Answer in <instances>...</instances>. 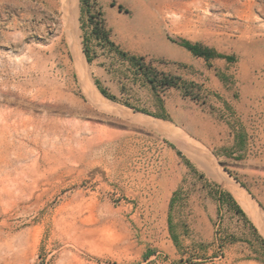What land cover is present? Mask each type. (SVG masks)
Segmentation results:
<instances>
[{
	"label": "rangeland",
	"instance_id": "1",
	"mask_svg": "<svg viewBox=\"0 0 264 264\" xmlns=\"http://www.w3.org/2000/svg\"><path fill=\"white\" fill-rule=\"evenodd\" d=\"M71 4L0 0V264H264V228L219 189L217 175L222 111L264 100V0ZM90 17L119 50L186 90L156 96L94 38ZM182 41L214 58L193 56ZM164 43L190 60L159 56ZM193 197L231 206L243 227L228 225L236 235L222 238L215 223L211 241L180 242L171 224L187 234L177 207Z\"/></svg>",
	"mask_w": 264,
	"mask_h": 264
},
{
	"label": "crops",
	"instance_id": "2",
	"mask_svg": "<svg viewBox=\"0 0 264 264\" xmlns=\"http://www.w3.org/2000/svg\"><path fill=\"white\" fill-rule=\"evenodd\" d=\"M178 51L175 56L176 50L164 43V50L157 52L159 56L170 60H190L189 52L183 49ZM231 105L230 111H222L221 127L217 128V147L221 149L217 156V162L221 164L217 170L218 179L222 182L219 189L230 194L243 211L245 207L255 212L259 224L264 228V210L262 214L254 210L257 206L255 200L264 207V100H240L237 106L234 103ZM242 196L246 206L240 201ZM177 209L178 213H185L186 219L184 230L187 234L183 236H178L175 232L178 229L173 226V222L171 224L172 234L175 238L179 237L180 242L182 239L184 243L211 241L212 224L215 223V227H220L222 238L236 235L235 232L243 227L242 218L231 206H220L207 198L193 197L187 206H178ZM228 225L236 226L235 232L228 229ZM254 239L248 237V250L255 249Z\"/></svg>",
	"mask_w": 264,
	"mask_h": 264
},
{
	"label": "trees",
	"instance_id": "3",
	"mask_svg": "<svg viewBox=\"0 0 264 264\" xmlns=\"http://www.w3.org/2000/svg\"><path fill=\"white\" fill-rule=\"evenodd\" d=\"M85 5H88V0H83ZM119 10L122 8L119 6ZM93 18L90 17L89 23L93 25L92 28V35L96 40H101L105 45L109 47L110 50L115 51L121 58L128 60L132 66H134L137 70V74L142 76L145 79V82L148 83L153 93L157 96L158 89H169V88H175V89H182L186 90L185 87L179 82V79L176 77H170L166 76L164 74H159L152 70L149 67H144L141 65L138 60L135 57H130L126 53L119 50L115 44L110 40L109 38V31L105 29L104 23L102 21H96L93 23ZM180 46L188 50L193 56L198 58H203L206 62L210 61L212 58H214V53L208 49V48H201L197 44H192L187 41H182L179 43ZM84 52L87 58L88 62H91L92 57L89 54V50L87 48L86 42L84 44ZM218 58H222V56H215ZM228 62L232 61V57H226L225 58ZM100 92L105 97L114 100V97L109 96L105 90L100 89ZM237 213H242L237 207H236Z\"/></svg>",
	"mask_w": 264,
	"mask_h": 264
},
{
	"label": "bare ground",
	"instance_id": "4",
	"mask_svg": "<svg viewBox=\"0 0 264 264\" xmlns=\"http://www.w3.org/2000/svg\"><path fill=\"white\" fill-rule=\"evenodd\" d=\"M75 0H72V4L71 5H75ZM72 15L69 16V24H70V34H71V37H73L74 39H77L76 38V35H75V29H76V12L73 10V7H72ZM70 13V12H69ZM76 50V49H75ZM74 57L76 60H79V56H78V53L77 51H74ZM78 67H79V77H80V81L82 83V86L84 87V90L85 92L87 93V95L89 97H95L96 96V89L95 87L92 88L91 86V82L89 81L88 77H87V69H86V65L85 63L84 64H81L79 63L78 64ZM99 102V100H98ZM235 191V190H234ZM240 201L244 202V198L243 196L240 198Z\"/></svg>",
	"mask_w": 264,
	"mask_h": 264
}]
</instances>
